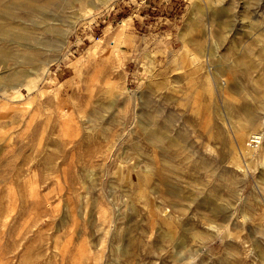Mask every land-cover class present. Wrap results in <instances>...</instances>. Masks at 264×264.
Returning <instances> with one entry per match:
<instances>
[{"label":"rangeland","instance_id":"rangeland-1","mask_svg":"<svg viewBox=\"0 0 264 264\" xmlns=\"http://www.w3.org/2000/svg\"><path fill=\"white\" fill-rule=\"evenodd\" d=\"M4 23L41 54L15 86L0 62V264H126L117 231L141 264H264V0H53Z\"/></svg>","mask_w":264,"mask_h":264},{"label":"bare ground","instance_id":"bare-ground-1","mask_svg":"<svg viewBox=\"0 0 264 264\" xmlns=\"http://www.w3.org/2000/svg\"><path fill=\"white\" fill-rule=\"evenodd\" d=\"M50 1L53 2V0H0V62L2 61H10V60H17L19 61L18 67L11 70V68L8 69V73L12 76L11 81H8L9 83H11L13 86H15L18 83V79L21 77V75L27 74L28 72V67L27 65H32L35 63V61L39 60V55L41 54V52L39 51V49L37 48L31 55H26L25 58L22 57L21 54L16 53L15 51L11 50L10 48L6 47L7 44H14V43H19L21 45H25L28 47V43H26L27 40H29L30 37H28V35L25 32H21V31H13L12 27L13 26H6V24L4 23L5 21H8L9 23H14L15 21L21 20L22 17L24 16H30V15H36L38 14L43 7L47 6L48 4H50ZM193 1V0H192ZM55 2V1H54ZM70 2V1H68ZM191 4V3H190ZM208 5V4H207ZM212 5V4H211ZM211 5H209L211 7ZM218 5V4H217ZM216 5V8H214L212 6V8L210 9L208 6V8L206 7L209 11L205 12L206 16H207V20L209 21V23H213L214 21L217 23H220L219 21H222V19H224V16L227 14V8L226 7H218ZM190 7V6H189ZM193 6H191L192 9ZM205 8V9H206ZM204 9V8H203ZM204 9V10H205ZM194 10V9H193ZM191 12V11H190ZM204 13V12H203ZM201 16L202 22H203V18L205 17ZM48 16V15H46ZM188 18H190V15H188ZM188 20V19H187ZM227 19H225L226 21ZM69 21H67L66 23H68ZM214 22V23H215ZM223 22V21H222ZM124 23V21L122 22V24ZM226 24V23H225ZM37 25V24H36ZM67 25V24H66ZM207 25V24H206ZM210 25V24H209ZM217 27V24H215ZM211 26V25H210ZM209 26V27H210ZM220 26V25H219ZM224 26V25H223ZM222 27V26H221ZM213 28V27H212ZM112 29V28H111ZM217 29V28H216ZM222 30V29H221ZM71 29L70 28H63V27H55L53 29V34L56 35V39L53 40V42L56 43L58 41H63L62 36L65 37V35L70 32ZM109 31V30H108ZM212 31V29H211ZM208 32V30H207ZM203 33V32H202ZM206 33V32H205ZM208 34V33H206ZM118 36V37H124V38H129L130 40V34H128V32L126 31V29H124V27H122L121 29H119L118 31L116 30V32H112L110 34ZM208 36V35H207ZM212 36V35H211ZM219 36V34L217 35ZM124 40V39H123ZM44 41H46V39H44ZM8 42V43H7ZM44 44V42H42ZM138 43V42H137ZM63 44V43H62ZM9 46V45H8ZM36 47V46H35ZM44 47V46H43ZM61 47V46H60ZM63 47V46H62ZM167 47V46H166ZM58 48V47H57ZM170 49V48H168ZM171 50V49H170ZM215 56V55H214ZM61 57V56H60ZM213 57V56H212ZM216 60V59H215ZM218 61V60H217ZM211 63V62H210ZM213 63V62H212ZM212 63L210 65H212ZM215 64V63H214ZM213 64V65H214ZM216 65V64H215ZM214 65V69L217 68ZM220 65V64H219ZM218 65V68H219ZM204 66V65H203ZM206 66V65H205ZM221 67V66H220ZM204 68V67H203ZM208 68H209V64H208ZM207 68V69H208ZM211 68V67H210ZM213 69V68H212ZM213 69V70H214ZM220 69V68H219ZM219 69H217L219 71ZM217 70L215 69L216 73ZM224 70V71H222ZM233 70V69H232ZM221 72H226V74L229 72L231 73V71L229 69H220ZM2 72L0 71V74ZM219 74V72H218ZM232 74V73H231ZM203 75V74H202ZM205 75V74H204ZM217 74H215L216 76ZM223 75V74H222ZM233 75V74H232ZM235 76V75H234ZM212 77V76H211ZM228 77V76H227ZM223 78V77H222ZM231 78V77H230ZM208 79V78H207ZM225 79V78H223ZM233 79V78H232ZM227 80V79H225ZM216 81V80H215ZM8 82L5 85H8ZM4 83V82H3ZM215 83H219V82H215ZM231 83V81H230ZM233 84V83H232ZM239 84V83H238ZM221 85V83H220ZM236 85V84H235ZM219 86V85H218ZM228 87V86H227ZM220 88V86H219ZM225 88V87H224ZM236 89V88H234ZM145 98V97H144ZM143 99V98H142ZM144 100V99H143ZM150 104V100L146 99L144 102V107ZM238 106V105H237ZM236 110V108H235ZM238 110V109H237ZM241 110V109H239ZM249 110V109H247ZM171 113V112H170ZM254 112H250V114L248 115L247 118V122L250 124H254L257 121V118L255 117V115L253 114ZM169 115V114H168ZM137 117L139 119H141V121L144 124H149V118L147 117V114L143 111H137ZM166 118V117H165ZM164 119V118H163ZM169 119V118H168ZM171 121H169L168 123H170ZM173 126L175 127V125L173 124ZM144 128V127H143ZM167 127H165L166 129ZM144 130V129H143ZM167 130V129H166ZM164 131V130H163ZM169 131V130H168ZM147 133H148V129H147ZM170 133V131H169ZM181 134V133H180ZM262 134V133H261ZM148 135V134H147ZM178 135V134H177ZM254 135V134H253ZM164 137L165 136L162 134L161 130L158 129L156 127V129H154L153 131H151V133L149 134L148 137L150 138H160V137ZM187 136V135H186ZM255 137L259 138L260 135L259 134H255ZM167 138V137H166ZM148 139V138H147ZM255 139V138H254ZM149 140V139H148ZM161 140V139H160ZM164 140V139H163ZM155 141V140H154ZM164 142V141H163ZM157 143V142H156ZM162 143V142H161ZM168 143V141H167ZM159 144V143H158ZM89 146V145H88ZM162 148V147H161ZM169 149V148H168ZM138 151V150H137ZM169 154V153H167ZM171 156V155H170ZM172 157V156H171ZM174 157V155H173ZM175 158V157H174ZM200 159V158H198ZM188 162V161H187ZM202 163V162H201ZM198 164V163H197ZM105 177V176H104ZM160 177L161 180L163 181V183H168L172 178L170 176H168L165 173H160ZM198 178V177H197ZM201 179V178H200ZM158 180V179H157ZM102 182V181H101ZM174 181H172L173 183ZM200 184V183H199ZM108 185V184H107ZM200 186V185H199ZM95 187V186H94ZM151 187V186H150ZM153 187V186H152ZM96 188V187H95ZM131 190V189H130ZM133 191V190H132ZM132 193V192H131ZM165 193V192H164ZM128 194V193H127ZM130 194V193H129ZM162 194V193H161ZM198 195V194H197ZM121 196V195H120ZM122 197V196H121ZM153 200V199H152ZM155 201V199H154ZM153 201V202H154ZM79 202V201H78ZM80 202H82L80 200ZM134 202V201H133ZM198 203V202H197ZM153 204L154 203H150ZM178 205V204H177ZM150 206V205H149ZM218 209V208H217ZM216 209V210H217ZM180 211V210H179ZM221 211V210H220ZM111 212V211H110ZM109 212V213H110ZM112 213V212H111ZM79 214V213H78ZM121 214V213H120ZM232 214V213H231ZM81 215V214H80ZM111 215V214H110ZM114 215V214H113ZM108 216V215H107ZM123 216V215H122ZM118 217V216H117ZM133 217V216H132ZM208 217V216H207ZM210 217V216H209ZM112 218V217H111ZM141 218V217H140ZM219 218V217H218ZM115 219V218H114ZM118 219V218H117ZM152 219V218H151ZM154 219V218H153ZM174 219V218H173ZM137 220V219H136ZM146 221V220H145ZM150 221V220H149ZM103 222L105 223L106 220L103 219ZM110 222V221H109ZM165 222V221H164ZM184 222V221H183ZM144 223V222H143ZM148 224V223H147ZM134 225V224H133ZM140 225V224H139ZM212 226V225H211ZM107 227V226H106ZM125 227V226H124ZM127 227V226H126ZM130 227V226H129ZM132 227V226H131ZM148 227V226H147ZM158 227V226H157ZM115 228V227H114ZM186 228V227H184ZM200 228V227H199ZM130 229V228H129ZM139 229V228H138ZM149 229V228H148ZM106 232H110V227L105 229ZM131 230V229H130ZM156 230V229H155ZM158 230H160L158 228ZM164 230V229H163ZM133 231V230H132ZM189 230L187 229V232ZM193 231V230H192ZM199 231V230H198ZM215 232V231H214ZM111 233V232H110ZM124 233V232H123ZM201 233V232H200ZM130 234V233H129ZM143 234V233H142ZM127 235V234H126ZM141 235V234H140ZM139 235V236H140ZM110 236V234H109ZM113 245L115 246V249L118 248V251L121 252L122 255L126 256L127 260H126V264H141L140 261L138 260V255L139 252L141 251V243L138 241V239L136 238V236L131 237L130 235L125 238V242L123 245H121L120 239L122 234H120L119 231L115 232L113 235ZM143 236V235H142ZM158 236V235H157ZM144 237V236H143ZM191 237V236H190ZM193 237V236H192ZM110 238V237H109ZM124 238V237H123ZM168 238L170 240L173 241V234L169 233L168 234ZM183 238V237H182ZM127 239V240H126ZM123 241V240H122ZM121 241V242H122ZM158 242V241H157ZM166 242V241H165ZM153 243V242H152ZM176 245L179 247L178 250H180V248L185 245L183 240H180L179 242H175ZM187 244V243H186ZM158 247V246H157ZM166 247V246H165ZM111 248V247H110ZM183 248V247H182ZM114 249V248H113ZM114 249V250H115ZM162 250V249H161ZM150 251V250H149ZM154 252V251H153ZM159 253V252H158ZM142 254V253H141ZM148 254V253H147ZM154 254V253H153ZM123 256V258H124ZM122 258V259H123ZM182 258V257H181ZM187 258V257H186ZM119 259V258H118ZM121 260V259H120ZM122 261V260H121ZM191 261V260H189ZM125 262V261H124Z\"/></svg>","mask_w":264,"mask_h":264}]
</instances>
